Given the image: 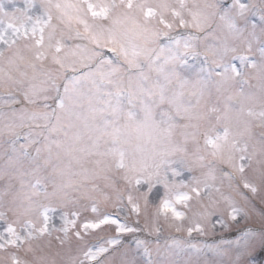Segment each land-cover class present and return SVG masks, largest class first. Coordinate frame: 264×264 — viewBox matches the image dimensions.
<instances>
[{"label": "snow or ice", "instance_id": "snow-or-ice-1", "mask_svg": "<svg viewBox=\"0 0 264 264\" xmlns=\"http://www.w3.org/2000/svg\"><path fill=\"white\" fill-rule=\"evenodd\" d=\"M257 247L264 0H0V264Z\"/></svg>", "mask_w": 264, "mask_h": 264}, {"label": "rangeland", "instance_id": "rangeland-1", "mask_svg": "<svg viewBox=\"0 0 264 264\" xmlns=\"http://www.w3.org/2000/svg\"><path fill=\"white\" fill-rule=\"evenodd\" d=\"M252 227H255V228H258V225L257 224H255V222H250L249 223ZM259 260H252L251 262H252V264H264V262L263 263H260V262H258Z\"/></svg>", "mask_w": 264, "mask_h": 264}]
</instances>
